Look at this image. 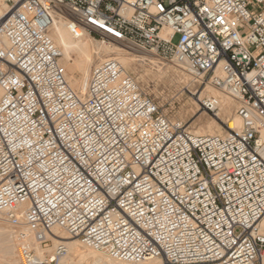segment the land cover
<instances>
[{"label": "built area", "instance_id": "obj_1", "mask_svg": "<svg viewBox=\"0 0 264 264\" xmlns=\"http://www.w3.org/2000/svg\"><path fill=\"white\" fill-rule=\"evenodd\" d=\"M0 3V215L34 237L22 264H64V244L37 250L56 227L119 261L264 264V0ZM56 16L186 65L240 125L195 133L114 58L76 92Z\"/></svg>", "mask_w": 264, "mask_h": 264}, {"label": "bare ground", "instance_id": "obj_2", "mask_svg": "<svg viewBox=\"0 0 264 264\" xmlns=\"http://www.w3.org/2000/svg\"><path fill=\"white\" fill-rule=\"evenodd\" d=\"M4 7L5 6L0 3V9ZM49 33L56 45L60 48L64 60H72L71 63H65L67 66L66 68H68L71 73V76L68 75V80L72 88L81 94H83L87 88V83L93 67L110 58L118 60L125 68L134 67L138 69V65H150L156 69V72H165L166 69L169 70L168 68H170L171 70L173 69V71L176 70L177 73L182 72L187 75L186 78L193 76L190 75L191 73L184 64L172 62L173 65L169 66L167 63L154 56V53L142 48L130 47L126 45L125 41L110 35H106L111 40L110 42L95 40L88 31H82L81 37H75L70 31L67 21L61 16L55 17V21ZM74 54H77V58L74 57ZM66 60L64 62H66ZM211 95L217 96L220 99L219 105L211 109L214 111L218 110L217 119H225L231 116L228 119L229 126L233 127L235 124L240 125V120L235 114L233 115V105L236 101L228 94L218 91L208 83L205 89L202 90L199 100L204 99L205 96ZM208 127L209 129H197L195 133L214 134L215 132L212 130L211 126L209 125ZM223 133H225V130L219 131V134ZM26 206L27 205H22V208H26ZM14 229H12L5 218L0 215V264H22V247L25 243L34 242V237L32 235H24L27 233L26 229L22 228L17 231ZM53 234L52 249L54 250V248L60 244H64L68 249L66 255L62 258L63 263L66 264H161L160 260L153 262H126L115 260L105 252L86 247L78 239L72 238L62 228H54ZM46 249L45 251L52 255L53 250L51 248ZM37 250L40 256L44 255V250L40 249V247H37Z\"/></svg>", "mask_w": 264, "mask_h": 264}, {"label": "rangeland", "instance_id": "obj_3", "mask_svg": "<svg viewBox=\"0 0 264 264\" xmlns=\"http://www.w3.org/2000/svg\"><path fill=\"white\" fill-rule=\"evenodd\" d=\"M91 37L99 41H111L108 37L95 33H92ZM178 39L179 36L176 35L174 42L176 43ZM126 45L130 46L128 43H126ZM130 47H132V45ZM133 47L137 48L136 46ZM154 56L156 55L154 54ZM74 57L77 58V54H74ZM63 60L64 58L62 56L61 63H64L63 66L65 67L68 75L71 76V73L69 69L66 68L67 66L65 63H71L72 60L68 61L65 59L66 62ZM162 61L167 63L169 66L173 65L170 61ZM149 66L150 65H138V69L134 67H126V69L136 78L142 89L155 100L162 112L167 114L173 120H181L188 123L194 132L200 128L209 129V125L215 134H219L220 130H225V124L228 123V119L231 116H228L225 119H217L218 110L214 111L207 109L203 105V99L199 100V96L202 93V90L205 89L206 85L199 87L196 83V79H194L196 78L194 75L191 76L193 78H186L187 75L182 72L177 73L176 70L173 71V69L171 70L170 68L168 69L171 72L167 69L165 72H156V69L153 66H150V68ZM237 105V103L233 105V115L235 114ZM10 227L14 229L11 225ZM52 243L48 248H53ZM44 252L46 251L44 250Z\"/></svg>", "mask_w": 264, "mask_h": 264}]
</instances>
